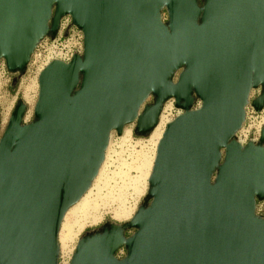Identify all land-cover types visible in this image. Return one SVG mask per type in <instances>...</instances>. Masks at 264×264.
<instances>
[{"label":"water","instance_id":"95a60500","mask_svg":"<svg viewBox=\"0 0 264 264\" xmlns=\"http://www.w3.org/2000/svg\"><path fill=\"white\" fill-rule=\"evenodd\" d=\"M64 16L82 55L49 62L32 120L19 99L0 137V264H58L65 214L111 135L148 137L169 101L180 114L145 197L128 221L80 235L69 264H264V127L258 142H236L245 109L264 107V0H0L12 85Z\"/></svg>","mask_w":264,"mask_h":264},{"label":"rangeland","instance_id":"374dc122","mask_svg":"<svg viewBox=\"0 0 264 264\" xmlns=\"http://www.w3.org/2000/svg\"><path fill=\"white\" fill-rule=\"evenodd\" d=\"M36 81L37 78L34 75L26 73V75L14 85H12V80L0 82V137L6 128L10 113L19 99H22L25 103L27 102L28 104H26L29 106L26 121L32 120V108L37 98V88L34 85ZM167 106L168 105L164 106L159 120L162 116H166ZM154 129L146 138L135 137L133 135L132 126L124 129L119 139H121V141L128 139L131 132L134 141H137L138 144L132 152H129L127 158L119 157L113 161H108V159H106L104 162L105 165H103L102 168L103 176L98 182L93 181L94 183L91 185V197L88 198L87 201L88 205H90V201L95 200V209L93 211L101 215L96 224L83 229L76 239L69 240L70 238H67L66 244L64 245H62L60 241V233L62 232L61 226L59 232V245L61 254L66 257V259L73 254L77 239L80 235L99 228L105 221H112L115 223L128 221L135 213L138 205L147 193V179L154 161V146L150 141ZM144 159L148 161L149 167H147L148 165L144 167ZM144 174L147 176H144ZM90 207L91 206H89V208ZM78 216L79 214L71 219ZM73 226L74 225H72V227L66 226L63 230V234L66 235L68 233V228H70L71 231L74 230Z\"/></svg>","mask_w":264,"mask_h":264},{"label":"built area","instance_id":"2783aa9c","mask_svg":"<svg viewBox=\"0 0 264 264\" xmlns=\"http://www.w3.org/2000/svg\"><path fill=\"white\" fill-rule=\"evenodd\" d=\"M67 31V37H63V33ZM83 53V37L82 34L72 25L69 16H64L59 21L58 34L54 39H45L38 44L34 50L31 61L27 68V73H31L36 78L44 67L52 60H60L68 63L74 55H82ZM11 80V75L7 71L5 64L0 62V82H8ZM258 91H253L250 95V100L258 95ZM173 105L172 114L169 117L172 121L177 115L176 109ZM199 103L197 102L193 109H198ZM264 127V107L261 112L257 113L251 106L245 109V122L241 129L236 134V142L241 146L246 145L248 142H258L260 138L261 129ZM138 142L134 141V137L130 132L128 139L121 141L114 134L109 139L107 150L105 151L104 161H113L114 159L125 157L129 152L137 146ZM109 150V151H108ZM255 214L264 219V200L256 203ZM72 254L68 259L61 254L59 256L58 264H69ZM125 256V251L120 248L115 257L122 259Z\"/></svg>","mask_w":264,"mask_h":264},{"label":"bare ground","instance_id":"6f19581e","mask_svg":"<svg viewBox=\"0 0 264 264\" xmlns=\"http://www.w3.org/2000/svg\"><path fill=\"white\" fill-rule=\"evenodd\" d=\"M34 85L36 88L38 87L37 81L34 82ZM166 105H168L166 108V110H167L166 116H162V118L159 120L157 126L155 127V129H154V131L150 137V141L154 146V158H155L156 147H157L158 141L160 140V138L163 134L165 126L171 121L169 117L172 114L173 105H171L170 102H167ZM176 111H177V113H180V111H178V110H176ZM167 117H168V119H167ZM104 162H103L101 168L99 169L98 175L96 176V178L94 180L95 182H98L100 180V178L103 176L102 175V173H103L102 168H103V165H105ZM147 162L148 161H146L144 159V163H143L144 167H146V165H148ZM147 167H149V165ZM140 176H142V175H140ZM144 176H147V175L144 174ZM91 188H92V186L85 193V195L74 206H72L67 211V213L65 214V217H64L62 225H61L62 226V232L60 233V241L62 242V245L66 244L65 242L67 241L66 240L67 238L68 239L70 238L69 240L76 239V237L83 231V229H85L86 227H89L90 225L91 226L95 225L99 219V216H101V215L97 214L98 212L93 211L95 209V203H94L95 200L90 201V205H88L87 200H88V198L91 197V192H92ZM89 206H91V207L89 208ZM81 213H82V215H81ZM77 214H79L78 217L71 219V218L77 216ZM72 225H74L73 226L74 230L71 231L70 228H68V230H67L68 233L66 235H64L63 234L64 228L66 226L72 227Z\"/></svg>","mask_w":264,"mask_h":264}]
</instances>
